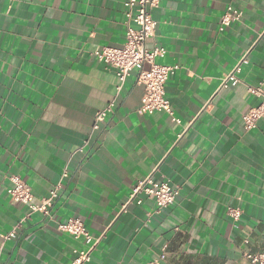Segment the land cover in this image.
I'll return each mask as SVG.
<instances>
[{
	"label": "crops",
	"instance_id": "obj_1",
	"mask_svg": "<svg viewBox=\"0 0 264 264\" xmlns=\"http://www.w3.org/2000/svg\"><path fill=\"white\" fill-rule=\"evenodd\" d=\"M124 2L0 0V264H71L87 251V264H252L243 253L264 252V117L244 131L241 115L259 101L246 86L264 79V0L151 9L145 47L165 50L156 64L177 66L164 87L175 121L139 115L137 71L121 83L93 56L123 46ZM228 7L241 19L223 27ZM236 66L239 82L222 88ZM63 171L50 216L25 220L9 177L44 198ZM151 174L179 191L158 213L152 200L129 202ZM228 208L242 212L238 222ZM72 217L89 239L57 229Z\"/></svg>",
	"mask_w": 264,
	"mask_h": 264
},
{
	"label": "built area",
	"instance_id": "obj_2",
	"mask_svg": "<svg viewBox=\"0 0 264 264\" xmlns=\"http://www.w3.org/2000/svg\"><path fill=\"white\" fill-rule=\"evenodd\" d=\"M158 2L159 0H125L123 15L126 31L123 46L121 48L105 47L94 52L93 56L97 61L115 70L121 83L133 70L137 71V84L143 87L141 104L137 109L139 115L161 112L174 120L169 101L165 97L164 87L168 78L177 70V66L156 64V58L163 56L165 50L158 45H154L150 51L145 47L147 39L154 36L156 23L152 19L150 11L157 6ZM240 19L241 12L235 8L228 7L220 23L223 27H228L233 23L239 22ZM236 72H239V66H236L231 73L223 78L221 82L222 88H227L239 82L235 76ZM246 88L249 95L259 100L256 106L248 108L241 115L242 128L244 131H249L254 129L257 122L264 117V79L254 86L247 85ZM111 106L110 104L104 110L96 112L94 130H97L99 124L105 120ZM65 178H67V172L63 171L59 182L54 185L48 195L44 198H36L20 176L11 175L9 177L11 186L7 193L15 202L22 203L28 207L29 213L25 220L30 219V216L34 213L49 217L51 207L62 192V182ZM178 194L177 187H171L163 181H155L151 174L133 187L129 202H135L140 205L144 199L152 200L158 213L172 206ZM226 214L233 223H236L239 221L242 212L237 208H228ZM57 229L71 235L75 239L81 236L89 239L84 223L79 217L68 219L65 223L58 225ZM14 236L15 231L12 230L3 236V240H8ZM243 242L246 244L248 240L244 239ZM243 257L252 264H264V252H244ZM89 260L90 252H81L71 264H87Z\"/></svg>",
	"mask_w": 264,
	"mask_h": 264
}]
</instances>
